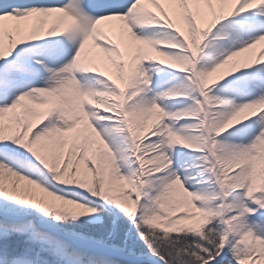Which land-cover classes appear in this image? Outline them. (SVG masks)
<instances>
[{"label": "snow or ice", "instance_id": "snow-or-ice-1", "mask_svg": "<svg viewBox=\"0 0 264 264\" xmlns=\"http://www.w3.org/2000/svg\"><path fill=\"white\" fill-rule=\"evenodd\" d=\"M0 264H264V0H0Z\"/></svg>", "mask_w": 264, "mask_h": 264}]
</instances>
